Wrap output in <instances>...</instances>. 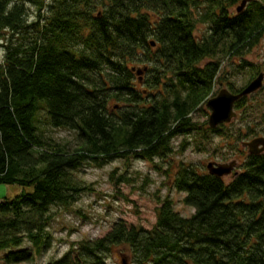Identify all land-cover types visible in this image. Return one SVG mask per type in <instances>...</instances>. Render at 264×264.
<instances>
[{
	"label": "trees",
	"instance_id": "trees-1",
	"mask_svg": "<svg viewBox=\"0 0 264 264\" xmlns=\"http://www.w3.org/2000/svg\"><path fill=\"white\" fill-rule=\"evenodd\" d=\"M241 1L0 0V184L31 187L0 200L6 262L32 260L20 249L25 242L38 252L50 246L51 207L69 206L83 191L75 176L82 163L165 156L173 135L190 130V114L220 70L214 58L234 57L264 37V0L237 12ZM166 71L178 83L172 97L154 74ZM43 125L74 131L75 145ZM174 186L194 209L189 217L165 198L150 229L119 221L45 264H105L116 246H126L134 264H264V152L248 153L227 183L183 166Z\"/></svg>",
	"mask_w": 264,
	"mask_h": 264
},
{
	"label": "rangeland",
	"instance_id": "rangeland-1",
	"mask_svg": "<svg viewBox=\"0 0 264 264\" xmlns=\"http://www.w3.org/2000/svg\"><path fill=\"white\" fill-rule=\"evenodd\" d=\"M26 5L29 15H34L35 6L30 2ZM235 7L232 10L235 11ZM3 55L0 46V63ZM216 59L221 62L220 70L207 99L222 88L228 89V82L234 88L241 89L257 75V71L264 73V37L252 48L234 57L219 55ZM209 61L206 58L201 64ZM154 74L160 76V89L172 97L173 92L178 90L174 73L166 71L164 74ZM139 75L153 78L148 71ZM148 85L138 83V89H147ZM235 110L236 118L226 125H218V130H212L208 125L210 111L206 101L203 102L190 114V130L173 135L165 156L142 157L129 154L100 166L90 162L82 163L75 170V176L84 186L83 191L73 204L51 207L52 217L47 229L51 237L50 246L38 252L31 243L25 242L20 249L32 252V260L8 263L3 258L6 253L0 251V264H45L76 248L81 241L103 237L119 221L127 227L150 229L156 222L157 209L165 198L172 201L173 209L178 214L189 217L194 209L183 202L185 193L174 186L177 171L180 167L189 166L199 173H207L206 165L211 161L227 163L235 160L237 163L232 172L222 177L227 183L235 173H240L244 158L248 155L244 143L264 136V85L250 94ZM38 114L41 120L45 119L44 110ZM43 130L54 139L68 143L70 147L76 143V134L72 130L45 125ZM22 190L29 191L31 187L0 184V200L4 197L12 198ZM105 264L134 262L126 246H116L108 253Z\"/></svg>",
	"mask_w": 264,
	"mask_h": 264
},
{
	"label": "water",
	"instance_id": "water-1",
	"mask_svg": "<svg viewBox=\"0 0 264 264\" xmlns=\"http://www.w3.org/2000/svg\"><path fill=\"white\" fill-rule=\"evenodd\" d=\"M248 1L251 0H242L236 7V11H241ZM152 44L154 43L152 42ZM140 73H142V71L137 70V74ZM263 79L264 73L260 72L239 91L234 93L227 88H222L216 95L208 98L206 101V107L210 110L208 116L209 127L215 128L220 124L231 122V120L237 116L234 109L235 102L244 96L258 91L263 86ZM244 146L247 147L249 154H259L264 151V136L255 137L254 139L245 142ZM235 165V160L227 163L211 161L206 165V168L209 174L222 177L231 173L232 169L235 168Z\"/></svg>",
	"mask_w": 264,
	"mask_h": 264
}]
</instances>
